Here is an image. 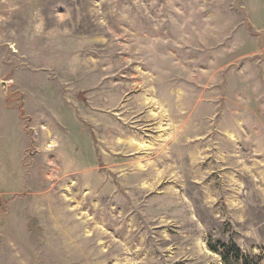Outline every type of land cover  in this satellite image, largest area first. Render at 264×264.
<instances>
[{"label":"rangeland","instance_id":"rangeland-1","mask_svg":"<svg viewBox=\"0 0 264 264\" xmlns=\"http://www.w3.org/2000/svg\"><path fill=\"white\" fill-rule=\"evenodd\" d=\"M0 264H264V0H0Z\"/></svg>","mask_w":264,"mask_h":264},{"label":"crops","instance_id":"crops-1","mask_svg":"<svg viewBox=\"0 0 264 264\" xmlns=\"http://www.w3.org/2000/svg\"><path fill=\"white\" fill-rule=\"evenodd\" d=\"M18 150H19V148H18ZM22 152H23V149L22 148H20V150L18 151V154L16 155V157L20 160L21 159V155H22ZM21 154V155H20ZM20 165V167H21V169H20V172L24 169L23 168V166H22V164H19ZM31 169V168H30ZM25 170V169H24ZM14 173H16V172H13V173H10L9 175H13ZM3 174V173H2ZM22 181H24V180H22Z\"/></svg>","mask_w":264,"mask_h":264},{"label":"water","instance_id":"water-1","mask_svg":"<svg viewBox=\"0 0 264 264\" xmlns=\"http://www.w3.org/2000/svg\"><path fill=\"white\" fill-rule=\"evenodd\" d=\"M3 85H6L5 83Z\"/></svg>","mask_w":264,"mask_h":264}]
</instances>
